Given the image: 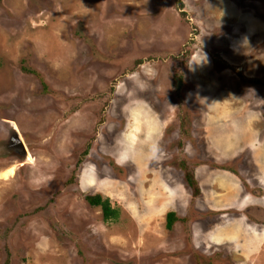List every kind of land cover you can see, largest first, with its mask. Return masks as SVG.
<instances>
[{"label":"rangeland","instance_id":"obj_1","mask_svg":"<svg viewBox=\"0 0 264 264\" xmlns=\"http://www.w3.org/2000/svg\"><path fill=\"white\" fill-rule=\"evenodd\" d=\"M0 264H264V0H0Z\"/></svg>","mask_w":264,"mask_h":264},{"label":"trees","instance_id":"obj_2","mask_svg":"<svg viewBox=\"0 0 264 264\" xmlns=\"http://www.w3.org/2000/svg\"><path fill=\"white\" fill-rule=\"evenodd\" d=\"M30 73V71H28ZM88 149H86L83 152V156H87L88 154ZM74 177L71 180V182L74 181ZM185 181L187 183V186L191 189H193L192 192V196L193 197H197L199 195V190H198V185L197 182L195 181L192 173H188V171H186L185 173ZM85 201L88 203L89 206L91 207H100L101 211H102V218L103 220L109 221V220H116L118 218V211L116 209H112L109 201L103 200L100 196L95 195V196H85L84 197ZM178 221V218L176 217V215L174 213H168L166 215V229L167 230H171L173 225L175 224V222Z\"/></svg>","mask_w":264,"mask_h":264},{"label":"water","instance_id":"obj_3","mask_svg":"<svg viewBox=\"0 0 264 264\" xmlns=\"http://www.w3.org/2000/svg\"><path fill=\"white\" fill-rule=\"evenodd\" d=\"M17 140V139H16ZM14 147L17 148V150L19 149L20 151L23 152V146L22 143L20 142V140L18 139L17 142L14 144Z\"/></svg>","mask_w":264,"mask_h":264},{"label":"bare ground","instance_id":"obj_4","mask_svg":"<svg viewBox=\"0 0 264 264\" xmlns=\"http://www.w3.org/2000/svg\"><path fill=\"white\" fill-rule=\"evenodd\" d=\"M253 62H254V61H253ZM253 62H252V63H253ZM256 63H257V62H256Z\"/></svg>","mask_w":264,"mask_h":264}]
</instances>
